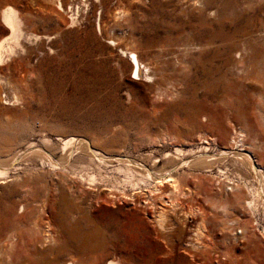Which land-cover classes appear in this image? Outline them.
Wrapping results in <instances>:
<instances>
[{
  "label": "rangeland",
  "instance_id": "rangeland-1",
  "mask_svg": "<svg viewBox=\"0 0 264 264\" xmlns=\"http://www.w3.org/2000/svg\"><path fill=\"white\" fill-rule=\"evenodd\" d=\"M10 6L23 35L0 62V264H264L261 199L214 215L225 175L256 181L240 163L180 165L175 196L153 187L178 149L217 155L239 130L264 171V0H0V39Z\"/></svg>",
  "mask_w": 264,
  "mask_h": 264
},
{
  "label": "bare ground",
  "instance_id": "bare-ground-1",
  "mask_svg": "<svg viewBox=\"0 0 264 264\" xmlns=\"http://www.w3.org/2000/svg\"><path fill=\"white\" fill-rule=\"evenodd\" d=\"M116 16L117 15H115V17ZM19 17L20 16L17 14V11L15 10V8L11 6L7 7L2 13V23L4 24L7 30V33L5 36H3L2 39H0V62L3 61L4 59L11 57L15 53L16 49H14V46L17 45L19 38L23 35V27H22L23 25ZM98 30L102 34V26H101L100 20L98 23ZM126 57H128L132 65V72H134V74L141 76L143 71L147 69V67L145 66V64H143L140 61L138 54L134 51H130V52H126ZM243 133H244L243 130L235 131L232 137V141H230V147L225 148L224 150H221L219 153H217V155L215 153L213 154L209 152V149L207 146H204L198 149L197 151L189 150L186 153H183L181 150L178 149L177 156H173V159L182 158V159H185V161L175 162L174 165H172V163L175 160L173 161V159H171L170 161H173V162H170L172 165L170 168L172 169L169 170L168 168V171L167 170L164 171L163 175L162 173H159V176L157 177V179L160 178V180L155 179V183L153 185L154 190L156 191L160 190L161 187L165 183H167L170 186L171 193H173L175 196L176 194L179 193V191H181V188H180L181 180L179 179L180 177L176 175L175 173V171H177L180 165H186L189 168H194V169L209 170L212 167H214L216 164H218L217 162L225 159V157L227 158L230 157L234 160V162L240 163L241 166H243L246 170L252 173L256 181L255 182L247 181V179L243 177L242 173L238 174L237 179H235L234 177H231V175L226 173L227 175H225L224 178L222 177L223 180L218 181L219 185L222 184L224 191H226L225 198L222 201H218L219 202L218 204L214 203V201L212 200L213 205L215 204L214 207L220 209V212L215 213L214 215L216 217L222 215L226 218H230L231 217L230 209H234L240 206H242L244 210L246 211L248 210L253 211L256 209V202L259 201V199H261L262 204L264 205V171H263V168L259 164H257V161L255 160L254 156H252L251 154L252 151L250 150V148L249 150L246 148L245 146L246 140L244 141ZM66 139L67 140H66L65 145L74 144L80 141L79 138H74V137H69ZM201 139L206 144L216 143L215 138H210V137L205 136L204 138H201ZM92 147L93 146L89 142L85 144V149L90 153L92 157L98 156L102 159L105 157V155H103L101 152L95 151ZM167 157H170V155H168ZM118 159L120 161H124V159L122 158H118ZM2 163H5V162H2ZM144 169L146 168L144 167ZM144 169H143L144 176L151 177L152 175H150L147 169L146 170ZM2 174H4V170L0 169V175ZM198 181L199 180L196 181V185H201V184L203 185V183L200 184V182ZM228 185H230V188H229L230 190L226 189ZM257 204L259 203L257 202ZM241 222L243 223L245 222V220L235 219V221L230 222V224H226V225H228V228L232 229L234 228V226H236L237 223L240 224ZM245 226L246 225L243 226L244 229L236 230V232L234 233L235 236H237V234L242 235V233H245V235L247 233V235H249L248 227H245ZM261 231L264 234V228ZM253 233L254 232H252L251 234ZM116 262L114 260H111L109 264H116Z\"/></svg>",
  "mask_w": 264,
  "mask_h": 264
}]
</instances>
